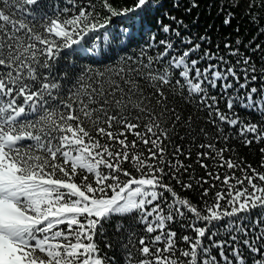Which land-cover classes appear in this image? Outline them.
<instances>
[{
    "label": "snow or ice",
    "instance_id": "6c2138e0",
    "mask_svg": "<svg viewBox=\"0 0 264 264\" xmlns=\"http://www.w3.org/2000/svg\"><path fill=\"white\" fill-rule=\"evenodd\" d=\"M182 6L0 0V264H264V0Z\"/></svg>",
    "mask_w": 264,
    "mask_h": 264
},
{
    "label": "trees",
    "instance_id": "16d2710c",
    "mask_svg": "<svg viewBox=\"0 0 264 264\" xmlns=\"http://www.w3.org/2000/svg\"><path fill=\"white\" fill-rule=\"evenodd\" d=\"M166 3L168 7H171L172 0H166ZM198 3L199 7L193 8L190 14L185 13L183 6L175 12L178 17H185V22L189 24L193 31H208L214 41L223 37H231L234 40L237 35L235 28L239 26L240 36L242 38L247 36L251 26L246 22L242 10L238 12L237 18L233 20L231 26H223L222 16L219 12V5L223 3V0H198ZM181 4L188 5L189 0H181ZM193 21H195L194 26ZM237 150L241 156L253 163L254 166L258 163L259 154L256 149L249 150V148L239 146ZM191 196L193 200L197 199L196 193H191Z\"/></svg>",
    "mask_w": 264,
    "mask_h": 264
}]
</instances>
